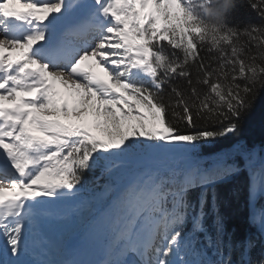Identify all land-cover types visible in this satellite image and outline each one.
Returning a JSON list of instances; mask_svg holds the SVG:
<instances>
[{"label":"snow or ice","instance_id":"6c2138e0","mask_svg":"<svg viewBox=\"0 0 264 264\" xmlns=\"http://www.w3.org/2000/svg\"><path fill=\"white\" fill-rule=\"evenodd\" d=\"M245 5L0 0V264H264V145L238 135L264 0Z\"/></svg>","mask_w":264,"mask_h":264},{"label":"trees","instance_id":"16d2710c","mask_svg":"<svg viewBox=\"0 0 264 264\" xmlns=\"http://www.w3.org/2000/svg\"><path fill=\"white\" fill-rule=\"evenodd\" d=\"M222 0H213L214 4H218ZM237 8L233 13L238 19L241 20H255V13L251 12L247 8L239 6V0H237ZM241 128L239 132V139L251 145H264V91H262L257 99L253 109L242 119ZM222 145H227L228 141H221ZM99 175V172L96 173ZM92 179L91 175L88 177ZM225 215L226 226L228 232L239 240L243 239L249 232H253L254 229H250L246 222V209L242 200H233L222 208ZM232 226L234 229L232 230ZM255 255V253H254Z\"/></svg>","mask_w":264,"mask_h":264},{"label":"rangeland","instance_id":"374dc122","mask_svg":"<svg viewBox=\"0 0 264 264\" xmlns=\"http://www.w3.org/2000/svg\"><path fill=\"white\" fill-rule=\"evenodd\" d=\"M97 71L100 73V75H104L102 72H100V70L99 69H97ZM106 78V77H105Z\"/></svg>","mask_w":264,"mask_h":264}]
</instances>
